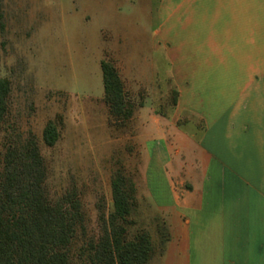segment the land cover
<instances>
[{
  "label": "crops",
  "instance_id": "obj_1",
  "mask_svg": "<svg viewBox=\"0 0 264 264\" xmlns=\"http://www.w3.org/2000/svg\"><path fill=\"white\" fill-rule=\"evenodd\" d=\"M154 4L68 0L63 17L94 28L96 59L114 61L127 96L144 93L145 196L168 220L167 257L154 264H264V0H157L156 15ZM160 43L178 104L171 117L152 103L145 122ZM133 60L150 70L138 76ZM180 112L198 116L199 138Z\"/></svg>",
  "mask_w": 264,
  "mask_h": 264
},
{
  "label": "rangeland",
  "instance_id": "obj_2",
  "mask_svg": "<svg viewBox=\"0 0 264 264\" xmlns=\"http://www.w3.org/2000/svg\"><path fill=\"white\" fill-rule=\"evenodd\" d=\"M67 1L3 0L0 6V79L11 82L9 111L0 124V171L7 151L34 136L48 168L49 198L57 202L77 186L93 236L100 231L98 205L104 204L107 213L112 211V177L123 170L137 188V205L131 215L136 225L129 231L133 235L143 228L151 233L158 249L149 264L157 263L167 257V243L164 247L159 244L168 237V220L145 196L148 177L142 169L152 145L141 137L137 121L143 92L127 96L134 114L128 124L119 125L103 101V72L96 59L94 28L65 22ZM154 6L156 15L157 0ZM155 23L152 31L158 29L157 19ZM155 46L154 60H150L154 64L153 98L143 110L145 122L152 103L161 116L173 117L176 110L173 91L177 90L171 81L167 45ZM150 62L133 60L131 69L139 76L150 70ZM180 114V126L199 138L198 116L188 124L184 121L190 114ZM50 121L58 125L61 136L51 148L43 141Z\"/></svg>",
  "mask_w": 264,
  "mask_h": 264
},
{
  "label": "trees",
  "instance_id": "obj_3",
  "mask_svg": "<svg viewBox=\"0 0 264 264\" xmlns=\"http://www.w3.org/2000/svg\"><path fill=\"white\" fill-rule=\"evenodd\" d=\"M3 0H0V6ZM0 14V18H1ZM109 114L125 126L133 107L113 60L101 62ZM11 82L0 79V124L9 111ZM179 92L173 91V105ZM54 121L44 129L43 141L54 147L60 140ZM48 168L38 141L30 137L10 148L0 171V264H149L157 253L151 233L139 229L131 215L136 208V184L119 169L112 177L113 209L98 205L100 231L90 236L88 215L77 186L53 202L46 190ZM162 232V231H161ZM168 237L160 241V246Z\"/></svg>",
  "mask_w": 264,
  "mask_h": 264
}]
</instances>
